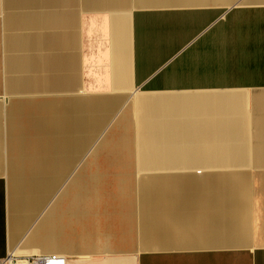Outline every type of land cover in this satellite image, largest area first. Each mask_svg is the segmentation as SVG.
<instances>
[{
  "label": "crops",
  "instance_id": "0c3cea01",
  "mask_svg": "<svg viewBox=\"0 0 264 264\" xmlns=\"http://www.w3.org/2000/svg\"><path fill=\"white\" fill-rule=\"evenodd\" d=\"M34 252L264 264V0H0V262Z\"/></svg>",
  "mask_w": 264,
  "mask_h": 264
},
{
  "label": "built area",
  "instance_id": "2783aa9c",
  "mask_svg": "<svg viewBox=\"0 0 264 264\" xmlns=\"http://www.w3.org/2000/svg\"><path fill=\"white\" fill-rule=\"evenodd\" d=\"M0 264H68L67 256L58 253L42 254L38 252L26 255H8Z\"/></svg>",
  "mask_w": 264,
  "mask_h": 264
},
{
  "label": "rangeland",
  "instance_id": "374dc122",
  "mask_svg": "<svg viewBox=\"0 0 264 264\" xmlns=\"http://www.w3.org/2000/svg\"><path fill=\"white\" fill-rule=\"evenodd\" d=\"M103 136H104V134L102 135V138H103ZM112 142H114V141H112ZM101 145H102V139L101 138L100 139H96L95 140V148L102 147ZM85 160L87 161V159L83 158L82 159V162L85 161ZM111 180H112V178L111 179L110 178L108 179V181H111ZM102 191L104 192V195L103 196L106 197L107 196V191H109V190L103 189ZM96 192H97V190L95 191V193Z\"/></svg>",
  "mask_w": 264,
  "mask_h": 264
}]
</instances>
